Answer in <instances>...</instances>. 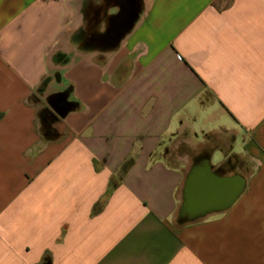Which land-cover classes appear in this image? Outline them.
<instances>
[{
	"label": "crops",
	"instance_id": "0c3cea01",
	"mask_svg": "<svg viewBox=\"0 0 264 264\" xmlns=\"http://www.w3.org/2000/svg\"><path fill=\"white\" fill-rule=\"evenodd\" d=\"M0 264H264V0H0Z\"/></svg>",
	"mask_w": 264,
	"mask_h": 264
},
{
	"label": "rangeland",
	"instance_id": "374dc122",
	"mask_svg": "<svg viewBox=\"0 0 264 264\" xmlns=\"http://www.w3.org/2000/svg\"><path fill=\"white\" fill-rule=\"evenodd\" d=\"M85 27L80 29V32L78 34V36H76V38H73V42H77L79 40V37H81V35H85L88 34V31L90 29V25H84ZM118 31V27L112 23L111 26L105 30V34L107 35H113Z\"/></svg>",
	"mask_w": 264,
	"mask_h": 264
},
{
	"label": "flooded vegetation",
	"instance_id": "af4514ba",
	"mask_svg": "<svg viewBox=\"0 0 264 264\" xmlns=\"http://www.w3.org/2000/svg\"><path fill=\"white\" fill-rule=\"evenodd\" d=\"M123 15H124V14L120 15V18H119V19H120V23H122ZM119 19H118V20H119Z\"/></svg>",
	"mask_w": 264,
	"mask_h": 264
},
{
	"label": "bare ground",
	"instance_id": "6f19581e",
	"mask_svg": "<svg viewBox=\"0 0 264 264\" xmlns=\"http://www.w3.org/2000/svg\"><path fill=\"white\" fill-rule=\"evenodd\" d=\"M207 191V190H206Z\"/></svg>",
	"mask_w": 264,
	"mask_h": 264
}]
</instances>
